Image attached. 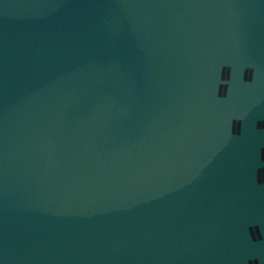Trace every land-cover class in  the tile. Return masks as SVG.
<instances>
[{"label":"water","instance_id":"1","mask_svg":"<svg viewBox=\"0 0 264 264\" xmlns=\"http://www.w3.org/2000/svg\"><path fill=\"white\" fill-rule=\"evenodd\" d=\"M0 264H264V0H0Z\"/></svg>","mask_w":264,"mask_h":264}]
</instances>
